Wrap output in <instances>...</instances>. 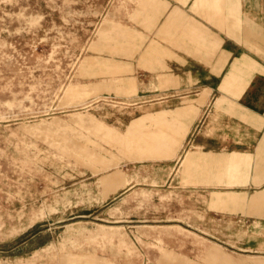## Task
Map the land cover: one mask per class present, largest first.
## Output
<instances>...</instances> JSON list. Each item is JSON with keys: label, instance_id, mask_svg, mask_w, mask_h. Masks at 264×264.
<instances>
[{"label": "rangeland", "instance_id": "374dc122", "mask_svg": "<svg viewBox=\"0 0 264 264\" xmlns=\"http://www.w3.org/2000/svg\"><path fill=\"white\" fill-rule=\"evenodd\" d=\"M219 2L0 0V264H264L256 206L178 171Z\"/></svg>", "mask_w": 264, "mask_h": 264}, {"label": "crops", "instance_id": "0c3cea01", "mask_svg": "<svg viewBox=\"0 0 264 264\" xmlns=\"http://www.w3.org/2000/svg\"><path fill=\"white\" fill-rule=\"evenodd\" d=\"M219 5L212 22L192 31L191 68L183 72L192 84L183 98L193 97L198 115L176 122L182 139L196 142L199 161L191 172L186 155L178 171L188 173L186 180L196 178L201 192L249 200L262 216L247 221L258 225L264 221V0ZM204 14L193 21L203 22ZM188 18L181 14L177 22ZM211 160L212 168L200 170Z\"/></svg>", "mask_w": 264, "mask_h": 264}]
</instances>
